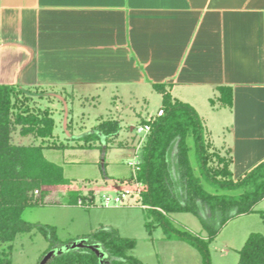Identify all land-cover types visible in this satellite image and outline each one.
<instances>
[{
	"label": "crops",
	"instance_id": "0c3cea01",
	"mask_svg": "<svg viewBox=\"0 0 264 264\" xmlns=\"http://www.w3.org/2000/svg\"><path fill=\"white\" fill-rule=\"evenodd\" d=\"M0 84L110 98L121 126L145 118L133 103H162L164 85L196 108L238 180L264 161V0H0Z\"/></svg>",
	"mask_w": 264,
	"mask_h": 264
},
{
	"label": "trees",
	"instance_id": "16d2710c",
	"mask_svg": "<svg viewBox=\"0 0 264 264\" xmlns=\"http://www.w3.org/2000/svg\"><path fill=\"white\" fill-rule=\"evenodd\" d=\"M155 88L162 94L164 112L154 119H140V124H149L150 130L145 135L136 172V178L143 183L139 200L148 210V219L153 217L146 225L149 230L162 226L169 237L187 241L205 253L219 227L234 216L255 211L264 199V161L234 180L230 155L222 154L213 145L196 108L171 95L164 85L156 84ZM219 93L223 103L231 105V87L222 86ZM33 98L29 88L0 84V264H12V243L19 234L35 228L50 237L51 247H55L52 226L22 218L25 208L42 202L52 187L65 188L58 192L75 203L95 199L93 190L84 193L80 187L72 188L74 181L64 176L63 168L45 158V149L66 150L69 145L57 140L56 121L49 108L38 106ZM120 129L118 120L104 119L81 138L93 143L103 138L109 144ZM17 131L21 136H32L35 142H15ZM192 149L197 167L191 160ZM206 184L217 192H210ZM176 212L197 215L209 232L208 238L175 227L168 215ZM83 238L99 244L109 264H142L128 254L136 240L121 237L115 230H101ZM47 264L105 263L93 250L80 248L61 253ZM238 264H264V235L253 233L248 237Z\"/></svg>",
	"mask_w": 264,
	"mask_h": 264
},
{
	"label": "rangeland",
	"instance_id": "374dc122",
	"mask_svg": "<svg viewBox=\"0 0 264 264\" xmlns=\"http://www.w3.org/2000/svg\"><path fill=\"white\" fill-rule=\"evenodd\" d=\"M26 88L34 95L35 104L49 108L56 121L54 133L57 140L69 145L66 150L45 149V158L63 168L64 176L74 181L72 188L80 187L84 193L90 190L95 193V199L91 201L93 205H80L60 193L66 191L65 188L52 187L42 202L25 208L22 214L24 220L54 228L57 241L53 248L70 245L97 231L115 230L121 237L136 240L128 254L142 264H238L240 251L248 237L253 233L264 235V199L256 205L255 211L234 216L219 227L217 234L208 241L205 253L187 241L169 237L162 226L155 225L149 230L146 222L153 220V217L148 219V210L137 196L128 197L122 204L112 201L106 205L104 195L115 196V185H132L134 181L129 162L134 160L136 151L140 155L145 134L129 127L140 124V118L133 112L129 113L122 121L119 134L111 138L109 144L103 138L93 143L83 140L81 136L102 120L112 119L109 112L115 108L110 98L85 104L78 101L72 103V99L67 98L69 105L65 128V106L57 95L64 98L67 91L49 85ZM133 106L146 119H154L162 103L154 98L148 105L135 102ZM101 113L104 116L97 119L96 116ZM14 141L25 144L35 142L32 136H21L18 131L14 133ZM190 155L193 165L197 167L194 149ZM107 178H112L116 184L104 182ZM205 186L210 192H217L213 187ZM219 192L230 193L224 190ZM168 218L175 227L208 238V230L194 213H170ZM12 244V264H41L45 254L52 249L50 237H46L38 228L19 234Z\"/></svg>",
	"mask_w": 264,
	"mask_h": 264
},
{
	"label": "built area",
	"instance_id": "2783aa9c",
	"mask_svg": "<svg viewBox=\"0 0 264 264\" xmlns=\"http://www.w3.org/2000/svg\"><path fill=\"white\" fill-rule=\"evenodd\" d=\"M163 112H164L163 109L160 108L158 110L157 115L160 116L163 114ZM134 129L138 133H143L146 135L148 131L150 130V126L149 124H138L137 126H135ZM137 149L139 150V148ZM139 164H140V155H139V151L138 152L136 151L134 160L129 162V165L132 167V171L134 174V181L132 185H129L128 183H126L125 185H115L114 184L115 186L113 187V190L115 191L116 194L115 196L104 195V198L106 200V205L112 201L118 204L125 203L126 199L130 196H137V199L140 198L143 183L136 178V172L139 169ZM92 202L90 203L87 202L85 205H93ZM78 204L84 205L82 200H79Z\"/></svg>",
	"mask_w": 264,
	"mask_h": 264
},
{
	"label": "water",
	"instance_id": "95a60500",
	"mask_svg": "<svg viewBox=\"0 0 264 264\" xmlns=\"http://www.w3.org/2000/svg\"><path fill=\"white\" fill-rule=\"evenodd\" d=\"M57 97L64 102V106H65L64 125H65V128H66L67 117H68V104H67L66 99L63 98L62 96L57 95ZM86 241H87V239L82 238V239H79L78 241L72 242L70 245L63 246V247H60V248H52V249H50L45 254V256L43 257V260H42L41 264H47L55 256H57V255H59L61 253H64V252H66L68 250H74V249H80V248H88V249L93 250L99 256V258H100L102 263L109 264V260L105 259L106 253L100 247V245L97 244V243L87 244Z\"/></svg>",
	"mask_w": 264,
	"mask_h": 264
},
{
	"label": "flooded vegetation",
	"instance_id": "af4514ba",
	"mask_svg": "<svg viewBox=\"0 0 264 264\" xmlns=\"http://www.w3.org/2000/svg\"><path fill=\"white\" fill-rule=\"evenodd\" d=\"M87 244L92 243V241H86ZM105 259H108V256L106 255Z\"/></svg>",
	"mask_w": 264,
	"mask_h": 264
}]
</instances>
